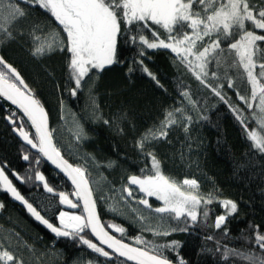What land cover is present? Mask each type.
<instances>
[{
  "label": "trees",
  "instance_id": "trees-1",
  "mask_svg": "<svg viewBox=\"0 0 264 264\" xmlns=\"http://www.w3.org/2000/svg\"><path fill=\"white\" fill-rule=\"evenodd\" d=\"M13 2L19 3L26 15L19 21V34L13 35L12 32L13 37L8 42L0 39V55L16 68L41 102L47 111L51 131L60 104L80 123L85 136L80 142H66L53 136L56 147L73 165L86 170L78 154L111 163L119 171L126 186L129 176L141 175V169L150 167V159L141 153L137 141L149 129L158 128L167 111L182 109V112L176 113L177 124L167 129V136L146 144L145 150L155 153L165 175L178 182L185 178L197 180L198 193L203 198L211 193L212 203L203 204L197 221L192 223L190 218L176 220L167 213H155L139 204L138 200L146 197L134 187L132 197L124 191L125 198L131 204L139 205L142 211L163 220L166 231L171 232L170 235L153 236L142 231L137 224L105 213L93 193L102 223L123 227L124 235L117 232L114 235L131 244H134L133 239L137 236L156 245L179 242L176 249H163L164 256L175 263L182 258L186 264H252L231 254L225 258L228 249L264 256L252 239L250 228L259 225L260 232L264 234V153L252 147V142L243 130L244 126L237 121L232 111V107L241 109L248 118L249 127H256L251 119L252 110H248L237 96L239 92L250 97V85L243 68L234 65L233 62L237 60L235 55L225 49L220 55L219 64L214 57H210L208 76L204 77L207 84L221 91L228 101L225 103L215 95L212 87L201 84L193 71L180 63L176 54L169 49H147L138 41H131L133 32H122L118 41V62L98 74L90 73L91 80L78 90L76 96H72L69 89L74 86V82L69 80L67 65L70 54L66 50L56 49L36 60L28 56L29 34L45 35L55 29L60 31L62 37H66L61 26L45 10L27 3V0ZM261 2L251 0L257 6ZM7 3L8 0H3L4 5ZM139 30L151 39L148 30ZM256 31L257 34H264L260 30ZM161 33L163 38V30ZM258 46L264 51V42H258ZM141 51L144 52L142 56ZM260 56L261 52L258 51L254 59ZM26 57L30 62H27ZM144 67L156 77L155 80L143 71ZM255 71L258 73L259 68ZM213 72L216 77L212 76ZM230 81L233 84L231 88L228 87ZM185 91L195 106L182 95ZM88 94L95 100V112H91L88 106ZM13 112L17 113L18 127L23 116L0 98V166L5 168L13 185L25 199L41 215L57 224V214L62 209L58 193L64 192L71 199L73 190L39 153L25 147L15 136L14 125L5 119ZM89 112L91 115H88ZM187 116L192 117L190 123L186 121ZM105 120L109 123L105 124ZM23 123L25 131L33 136L24 117ZM185 125L187 131L184 130ZM24 155H28L29 159L24 160ZM37 171L45 176L54 192L45 191L43 182L35 180ZM13 173L23 180H17ZM88 180L92 188L91 179ZM148 200L153 209L161 206L156 199ZM223 200L234 201L238 206L237 212L228 215L221 203ZM0 204L4 205L0 208V243L22 257L27 264H120L122 261L115 255L112 258L99 256L80 243L78 238L51 235L15 204L2 187ZM76 211L82 213L80 208ZM205 211L208 212L207 217L203 215ZM219 215H226L227 218L217 229L215 221ZM173 228L187 230L171 231ZM86 232V238L92 239Z\"/></svg>",
  "mask_w": 264,
  "mask_h": 264
},
{
  "label": "snow or ice",
  "instance_id": "snow-or-ice-1",
  "mask_svg": "<svg viewBox=\"0 0 264 264\" xmlns=\"http://www.w3.org/2000/svg\"><path fill=\"white\" fill-rule=\"evenodd\" d=\"M27 3L45 10L66 34V37H62L59 30L53 29L35 48L34 55L42 54L46 48L50 51L54 47L61 51L66 50L70 54L67 67L69 80L74 82V86L69 89L72 96H76L78 90L91 80L90 73L98 74L107 66L118 62V41L122 32H133L131 41L133 43L138 41L147 49H169L206 87H212L204 79L208 76L209 58L214 57L219 64L221 53L227 49L237 58L233 62L234 65L238 64L246 73L250 85V97L239 92L237 96L248 110H252L251 119L256 127H249L248 118L242 114L241 109L232 107V111L237 121L244 126L243 130L248 140L252 142V147L264 153V51L258 46V42H264V34H257L256 31L260 30L264 33V0L259 6L251 3V0H27ZM25 15L26 12L19 3L8 0L5 7L3 0H0V33L12 38L11 28ZM139 29L148 30L151 39ZM161 30H163V38ZM34 39L41 40L39 36H34ZM258 51L261 52V56L257 58L259 63L254 59ZM140 55H144V52L141 51ZM0 66H3L0 69V98L10 101L22 112L23 117H27L31 127L35 129V134L30 136L29 132L25 131L23 117H20L21 123L16 127L17 113L13 112L5 119L14 125V131H17L28 145L37 149L68 177L75 188L72 195L76 197V202H73L68 194L60 192L59 203L76 209L81 207L82 202V213L75 214L61 210L57 216L58 225L50 222L17 190L3 166H0V187L23 203L28 212L55 236L78 238L80 243L99 256L112 258L115 254L124 258L120 264H127L128 261H133L135 264H173L164 256L163 249H176L179 247V242L156 245L142 236H137L134 238V244L140 246H133L108 231L112 229L121 235L125 234L123 227L102 223L86 170L72 165L63 158L60 150L53 143L47 112L16 68L7 63L3 57H0ZM257 67L258 73L255 71ZM143 71L153 80L156 79L147 67H144ZM212 76L216 77V73L213 72ZM228 87H233L231 81ZM212 91L228 103L216 87H212ZM182 95L195 106L187 91ZM180 112H182L180 108L167 111L159 127L149 129L137 141L141 153L150 159V167L141 169V175L129 176L128 184L123 191L132 197V186H136L145 197H155L157 201L162 202V206L154 209L146 198H140L139 204L152 209L155 213H167L176 220L186 217L196 222L198 206L201 203L204 205L212 203V194L209 193L207 198L201 197L195 179L185 178L178 182L165 175L155 153L145 150L146 144L167 136V129L177 124L176 113ZM191 120V116L186 117L188 123ZM104 123L108 124L109 121L105 120ZM184 130H188L186 125ZM81 134L82 130L77 134L78 139ZM23 159L28 160L29 156L24 155ZM13 175L17 180H23L18 174L13 173ZM35 180L43 182L45 191L54 192L45 176L38 171L35 173ZM221 203L228 215L238 210L237 204L232 200H223ZM3 206L0 204V208ZM203 215L207 217L208 212L205 211ZM226 218V215L217 216L215 227L219 229ZM250 228L253 233L252 239L261 253H264V234L260 232L259 225ZM86 230H89L99 243L86 238ZM177 230L187 229H171V231ZM153 234L170 235L171 232L153 231ZM102 245H106L111 252L105 250ZM229 254L242 257L252 264H264V256L228 249L225 258ZM0 264H27V262L0 243ZM177 264H186V261L180 258Z\"/></svg>",
  "mask_w": 264,
  "mask_h": 264
},
{
  "label": "rangeland",
  "instance_id": "rangeland-1",
  "mask_svg": "<svg viewBox=\"0 0 264 264\" xmlns=\"http://www.w3.org/2000/svg\"><path fill=\"white\" fill-rule=\"evenodd\" d=\"M4 6L6 7L7 5ZM20 19L11 28L13 35L18 33L17 27L19 26ZM34 36H39L41 40L36 41L34 39ZM46 36L47 34L45 35L29 34L27 36V41L30 46L28 50L29 57H32L35 60L41 59L44 58L45 56H48V54L52 53L56 49H59L57 47H54L52 50L49 51L46 48V50L42 54L34 55L35 48L38 46L39 43L44 41V38ZM0 39L2 41L8 42L12 38H8L4 36L3 33H0ZM26 58L28 59L27 60L28 62L30 59L28 57ZM87 97L89 98V100H87L88 106L91 107L92 109L90 111L95 112L97 106L95 103L93 104L92 95L88 94ZM88 115H91V113L89 112ZM81 130L82 127L78 122V120L74 117V115L71 114L69 111L65 110L62 104H60L58 110V116L54 119V129L52 130V135L57 136L58 139L62 141H66V142L72 141L74 143H77L80 142L85 137L82 130V134L79 136V139L77 138V134L81 133ZM78 157L86 167L88 178L91 179L93 193L95 194V197L98 201L101 210H103L105 213L110 214L111 216L128 220L130 223H134L135 225L137 224L142 231H146L152 234L153 236H159V235H154L153 231H160V232L166 231L165 229L166 225L163 222V220H160L155 216L150 215L148 212L142 211L139 205L131 204L129 200L125 198L123 191L125 186V181L113 164L105 161L104 162L96 161L94 158H92L89 155L78 154ZM132 187H134V189H138L136 186H132ZM146 198L156 199L155 197H146ZM159 203L162 206V202L159 201ZM202 205L203 203H201L197 208L198 215H199V211L202 208ZM63 211H67L75 214H81V212L79 211L78 212L69 211V210H63ZM141 217H143V219H141ZM57 225H58V220H57Z\"/></svg>",
  "mask_w": 264,
  "mask_h": 264
},
{
  "label": "water",
  "instance_id": "water-1",
  "mask_svg": "<svg viewBox=\"0 0 264 264\" xmlns=\"http://www.w3.org/2000/svg\"><path fill=\"white\" fill-rule=\"evenodd\" d=\"M0 57H2L1 55H0ZM3 67V66H2ZM6 71V70H5ZM2 99V98H1ZM4 100V99H3ZM6 103H8L11 107H13L14 109H16L22 116H23V114H22V112H20V110L15 106V105H12L11 104V102L10 101H6V100H4ZM43 106V105H42ZM45 109V108H44ZM46 111V110H45ZM47 112V111H46ZM24 119H26V121L28 122V124L30 125V128H31V130H32V132H33V134H35V129L33 128V127H31V123H30V121H28L27 120V117H24ZM48 126H49V119H48ZM13 132H14V134H15V136L19 139V141L25 146V147H27V148H29L31 151H33V152H35V153H39L38 152V150L37 149H33L30 145H28L23 139H22V137L19 135V133L17 132V131H14V128H13ZM53 143H54V141H53ZM55 144V143H54ZM40 154V153H39ZM41 155V157L43 158V160L47 163V165L51 168V169H53V170H55V171H57L60 175H61V177L69 184V186L72 188V190H73V192L75 191V188H74V186L72 185V183H71V181L68 179V177L63 173V172H61L58 168H56V166L55 165H53L52 163H51V161H49V160H47V158L46 157H44L42 154H40ZM62 155V154H61ZM63 156V155H62ZM63 158L64 159H66L64 156H63ZM67 160V159H66ZM68 161V160H67ZM69 162V161H68ZM70 163V162H69ZM72 164V163H71ZM73 165V164H72ZM75 166V165H74ZM90 184V183H89ZM91 187V186H90ZM4 190V189H3ZM5 191V190H4ZM6 192V191H5ZM7 193V195L12 199V201L15 203V204H17L19 207H21V208H23L25 211H26V213L30 216V218L36 223V224H38L40 227H42L43 229H45L47 232H49L51 235H53V236H55V234L54 233H52L49 229H47L46 228V226H44L43 224H41L39 221H37L29 212H28V210H27V208H26V206L23 204V203H21L20 201H18V200H16L15 198H13L12 196H11V194L10 193H8V192H6ZM93 198H94V195H93ZM71 200H73V202H76V197L74 196V195H72V198H71ZM60 204V203H59ZM60 207L63 209V210H69V211H76V209H72V208H70L69 206H67V205H62V204H60ZM80 209H81V211H82V202H81V207H80ZM97 213H98V211H97ZM99 214V213H98ZM88 231V233H89V235H90V237L93 239V241L95 242V243H99L96 239H95V237H93L92 235H91V233H90V231L89 230H87ZM108 231L111 233V234H113L114 235V231L113 230H109L108 229ZM55 237H57V236H55ZM59 238H65V237H59ZM125 242V241H124ZM125 243H128V242H125ZM129 244H131V243H129ZM133 246H136V245H134V244H132ZM103 247H105V250H107V251H109V252H111V250L110 249H107V246L106 245H102ZM113 255H115V254H113ZM116 256V255H115ZM117 258H119V259H122V260H124V258H122V257H118V256H116ZM173 262V261H172ZM127 263H130V264H135V262H133V261H128ZM173 264H177V263H175V262H173Z\"/></svg>",
  "mask_w": 264,
  "mask_h": 264
}]
</instances>
